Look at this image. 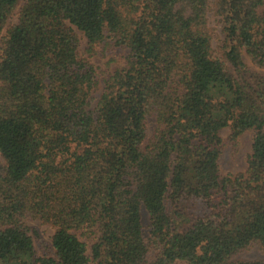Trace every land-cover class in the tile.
Listing matches in <instances>:
<instances>
[{"label": "trees", "instance_id": "1", "mask_svg": "<svg viewBox=\"0 0 264 264\" xmlns=\"http://www.w3.org/2000/svg\"><path fill=\"white\" fill-rule=\"evenodd\" d=\"M210 10L0 0V264H264L236 260L264 253V75L243 61L264 69V0H215L221 59ZM77 32L89 53L126 52L103 85ZM226 128L232 142L254 132L243 174L220 172ZM34 220L55 228L51 257L36 255Z\"/></svg>", "mask_w": 264, "mask_h": 264}, {"label": "rangeland", "instance_id": "2", "mask_svg": "<svg viewBox=\"0 0 264 264\" xmlns=\"http://www.w3.org/2000/svg\"><path fill=\"white\" fill-rule=\"evenodd\" d=\"M214 2L215 0H211V10L209 11L208 15V30L212 36L213 56L221 59L225 37L222 33V25L220 24L219 19L214 15ZM21 4L22 2L15 9L9 23L10 25L16 23L17 17L15 15L19 12ZM5 31L6 29L2 32L1 35H4ZM77 36L80 41L79 57L88 65L93 66L96 72L97 81H99V85H103L104 80L112 75L116 69L124 67V56L126 55L125 51H122L120 49L110 50V47L105 45L106 43H101L94 48V51L92 53H89L87 42L84 36L80 32H77ZM243 61L249 68L264 75V69L255 67L252 61L245 54H243ZM97 97L98 91L92 95L93 105H95ZM155 127V118H149L147 121V141H150L153 138ZM230 134V128H226L220 132V137L223 141V152L219 161V166L220 172L224 176H235L245 173L248 166L247 163L249 156L252 153V144L254 137V132L252 130L245 132L235 142H232L230 140ZM0 162H2L1 159ZM143 224L144 231L147 234L150 222L149 217L145 211L143 212ZM27 225L30 229V235L34 238L36 255L40 258L53 256L54 253L51 249V241L55 233V228L51 224L44 223L38 220L28 221ZM34 231L38 233L39 238L34 236ZM81 239L82 241L87 243L90 255L92 240L87 238ZM263 259L264 253L257 245L252 246L249 250L236 257V260L242 261H254Z\"/></svg>", "mask_w": 264, "mask_h": 264}]
</instances>
